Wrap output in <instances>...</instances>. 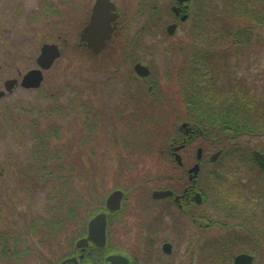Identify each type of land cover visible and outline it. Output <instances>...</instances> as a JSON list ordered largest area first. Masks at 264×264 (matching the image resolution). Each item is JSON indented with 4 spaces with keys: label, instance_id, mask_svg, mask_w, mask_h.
Listing matches in <instances>:
<instances>
[{
    "label": "rangeland",
    "instance_id": "obj_1",
    "mask_svg": "<svg viewBox=\"0 0 264 264\" xmlns=\"http://www.w3.org/2000/svg\"><path fill=\"white\" fill-rule=\"evenodd\" d=\"M134 1L140 2L141 0ZM155 1L162 6H167L169 2V0ZM36 2L38 3V0H27V8H35ZM191 2L195 14L202 23L207 12L205 6L207 1L191 0ZM225 3L226 0H213L207 12L211 24L216 25L212 28L225 35V37L219 38L220 41L225 40L226 35L230 34L226 46L229 68L224 75H221L222 80L219 78V87L221 85L229 87L228 92L230 93L234 91L246 93L247 90H252L254 97L264 105V22L251 20L240 13H235L237 16L233 17L231 13H228ZM220 12L224 13L223 16L228 21V23H224L226 25L220 24L223 21L221 16L217 15ZM162 15L165 16V19L169 18L166 13ZM135 17L138 19L137 24L133 26L132 30L123 31L117 37L118 42H124L127 38L134 36L135 28L137 26L140 28L149 15L139 14ZM133 18L134 14L125 16L126 21ZM32 25L33 27L25 26L26 60L24 62L11 56L14 51H18L19 47H2L0 44V91L5 90L4 82L17 76L19 70L25 72L36 66L34 58L38 56L44 42H57V35L68 34L64 30H55V25L51 23L46 26L43 23L42 25L40 23ZM19 27L24 30L22 23L21 25L16 24L13 31ZM138 32L137 56L145 60L143 63L149 62L153 66V73L149 79L155 82L153 86V91H156L155 95L158 94V89L164 94L167 86L164 81L166 34L159 32L161 36H154L143 30ZM73 33L74 38H77V31L73 30L70 34ZM179 36L178 38H181L183 32ZM206 43L208 42L203 44ZM208 44L211 46L212 43ZM73 45L74 43L70 47H61L63 54L50 69L43 72L44 79L41 87L26 89L18 86L13 90V93L0 98V238L3 239L4 235L8 241L7 245L0 243V254L6 252L9 247H39L40 249L44 248L46 253H42L44 256L55 261L56 258L62 259L65 255L71 254L80 238L81 233L74 235L78 232L74 228L78 227H74L73 223L67 224L68 227L70 226L69 230L60 231L57 229L59 216L54 210L57 207L54 206L56 201H50L48 197L50 193L59 188L57 186L59 180L54 179L53 175L45 176L46 178L42 179V176L38 174V170L43 164V160L37 159L33 151L38 141L33 134V123L38 121L40 123L38 129L41 131L40 133L43 132L45 140L50 143L51 151L60 153L67 151L64 166L71 168L75 165L77 175L86 174L92 178L96 176L102 188V195L106 198L117 187L126 190L128 197L123 212L116 218L112 217L109 221L106 245L109 239L113 245L119 244L126 249L130 248L138 259V264H214L213 259L208 257V253L205 251H202L203 253L198 251V255L190 254L188 245L191 243L199 245L209 237L221 235L223 231L219 227L200 228L189 220L190 217L186 213L185 221L182 218L185 215L182 214V216L181 213L176 212L177 206L173 202H154L151 191L158 186L166 185L167 182L158 181L157 178L161 174L171 173L174 176L172 184L181 190V184L186 181L184 177V179H179L182 172L186 171L184 167L194 164L197 146L203 147L205 155L198 183L207 200L201 205L195 206V211L200 218L202 216L208 219H222L223 215L227 214V210H222L220 205L217 208L213 199L215 186L219 191H227L229 185L226 178H231V175L234 174L235 177L239 176L238 182L242 186L239 185L241 188L246 190L250 186L252 190H255L257 189L255 186L264 180V171L255 163L251 164L252 169L248 173L245 170L246 166L239 169L235 167L232 162L240 160L239 158L242 159L243 155L233 157V160L229 157L227 151L234 149L231 147L233 145H230V141L226 153L216 162H210L208 156L213 153L216 146L211 145L210 140L203 138H197L184 151H181L186 164L181 168L169 150L165 156L160 152V149H166L164 137L162 138L160 135L155 141L150 138L148 134L156 131L157 123L145 125L146 118L136 125V127L145 125L142 132L144 138L134 140L136 135L132 132L126 135L127 140L125 139L124 143L113 142V129H111L110 120L115 121V119L112 111L121 110L120 114H123V111L129 113L131 108L134 110V107L126 103V94L125 96L123 94L125 86L138 92L137 96L151 95L153 92L148 91V84L145 82L142 83L143 85L137 86L134 79H130L134 71L133 64L128 61L121 63L119 62L121 59L116 56L112 57L111 54H114L116 50L120 53L118 49L121 46L118 45L116 50L107 48L105 50L107 57L103 59L106 56L104 53L103 57L94 61L91 60L93 58L89 52H77V47ZM207 48L208 45H204V54L210 57ZM213 48L221 50L217 45ZM8 51L12 52L8 53ZM96 92L100 96L96 97ZM90 96L96 97L95 101L91 100ZM228 96L225 95L224 100L229 99ZM173 97L177 98V95H173ZM81 103L85 104L90 114L79 109ZM139 104L143 106V111L152 106L146 99L143 104ZM170 105L173 106L172 101ZM61 107L63 113L60 111ZM94 108L101 109L98 115L100 119H97L100 127L92 131L85 123L87 115L93 118ZM181 108L184 112L185 103ZM88 122L90 125L93 123V121ZM24 125L25 127L21 129ZM118 125L122 126L120 123ZM169 128L171 129L172 126ZM235 136L234 141L238 142L237 146L246 147L250 155H252L253 149L260 151L264 148V132L250 133L247 131L240 132ZM87 137L89 143L81 145L80 141ZM147 140L151 141V144ZM147 146L149 147L147 148ZM107 148L117 150L116 155L114 151H107ZM91 151H95L97 155H90ZM48 163L52 167V171H56V173L61 171L55 160H49ZM57 163L59 164V161ZM61 173L74 179V176L71 175L73 172L69 169L63 170ZM247 182L252 183L248 186ZM77 184L76 187L80 189L81 186L82 188L86 186L80 182ZM73 195L71 194L72 197H74ZM208 197H211L212 201ZM48 206L51 208L47 213ZM85 207L86 205L79 206V221L85 219L87 214L86 212L83 217ZM257 207L259 208L260 205ZM164 208L171 209L174 213L170 216L163 215ZM179 224L183 225L181 230L185 229L188 234L186 241L178 236ZM141 230L145 232L143 237H141ZM41 232L45 233L41 235ZM249 233L252 234V237L254 234L255 238L258 236L257 233L251 231ZM11 234L19 235V240L11 239ZM73 239L75 240L73 241ZM164 240L173 243L174 255L163 254L161 248ZM69 243L71 244L69 245ZM222 259H224L222 264H234L229 256ZM3 263L5 260L3 261L0 257V264ZM254 264H264V251L257 254Z\"/></svg>",
    "mask_w": 264,
    "mask_h": 264
},
{
    "label": "flooded vegetation",
    "instance_id": "obj_2",
    "mask_svg": "<svg viewBox=\"0 0 264 264\" xmlns=\"http://www.w3.org/2000/svg\"><path fill=\"white\" fill-rule=\"evenodd\" d=\"M26 1L27 0H0V44L2 47H19L18 51H14L11 56L17 57V59L23 62L26 60V25L33 27L32 24L40 23L42 25L43 23L46 26L48 23H51L55 25V30H64L68 34L64 36L57 35V42H44L40 47L38 56L34 58L36 66L29 68V70L25 72L19 70L18 75L11 78L12 80H15L11 91L6 89V82L8 81L6 80L4 82L5 93L0 98L13 93V90L18 86L32 89V87H25L22 84L23 77L31 69L39 68L38 57L45 44H55L60 48L61 55L56 60L61 58L63 54L61 49L62 46L70 47V45L74 43L73 46L77 47V52H89V55L93 58L91 60L94 61L103 57L107 48H114L116 50L119 45L121 46L118 49L120 53L116 50L114 54H111L112 57L116 56V58L121 59V61H119L121 63L128 61L133 64L134 71L133 75L130 76V79H134L136 82L135 85L137 86L140 84L143 85L142 83L145 82L148 84V91L153 92L151 95L143 94L137 96L138 92H134L132 89L125 86L123 94L124 96L126 94V103L135 107L137 105L135 102L136 99H146V101H149L154 107L152 110H155V114L152 113L151 116L146 118L147 122L145 125L148 123H157V127L162 126L165 128V131L169 130V126L178 127L179 132H175V135L170 137L168 144L170 146V154L173 155L175 162L181 168L186 164L183 160V156V164L178 163L175 157L176 151L174 148L185 142V145L179 149V153L181 154V151H184L197 138H203L208 141L210 140L211 145L216 146L213 153L208 156L210 162H216L226 153L228 150V142L230 141V145H233L231 147L234 149L227 151L228 155H230L229 157L233 160V157L243 155L241 156L242 159L239 158L240 160L232 162L235 167L239 169L242 166H246L245 170L246 173H248L252 169L251 164L255 163L264 171V164H262L254 155V151L257 149L252 150L251 154L253 156L250 155L249 150L246 147L237 146L238 142L234 141L236 137L235 135H230L225 132L218 136H208L202 126L186 118V114L181 108L182 104H184L183 96L187 89L192 91L195 86L202 88L203 84H205L203 79H209L206 84H211L212 91L220 100L227 95L226 93L229 90V87H224L222 85L219 87V78L222 80L221 75H224L225 71L229 68V57L226 51V46L230 34L228 33L226 35L225 40L222 39V41H220L219 38L225 37V35L222 32L219 33L217 29L212 28L216 25H209L214 32L205 33V35L213 37L212 40H207L208 43H212L211 46L206 43L208 45L206 50L210 52V57L205 55L203 24L199 21V18L194 12L195 10L191 0H185L183 2H181V0H169L167 6H162L155 0H141L140 2H135L134 0H38L35 8H27ZM186 5L188 6L186 7ZM97 7H99L101 9L100 11L104 13L102 26L111 30L110 38L106 40V45L100 51H95L90 46V43L93 42L91 39V41L89 39L82 40V32L91 24L93 14ZM164 13L168 14V19H165V16L162 15ZM128 14H134V18L126 21L125 16ZM139 14L149 15V17L140 28L138 26L135 28L134 36L127 38L124 42H118L117 37L120 36L123 31H130L133 29V26L137 24L138 19L135 16ZM22 23L24 24V30H21L19 27L13 31L16 24L21 25ZM172 24L176 25V27L173 28V31L172 29H169ZM73 30L77 31V38H74V33L70 34ZM139 30H143L154 36H161L159 32L166 34L165 42L167 44H164V51L166 52L164 56L166 59L164 81H166L167 86L165 87L166 92L164 94L159 91L158 94L155 95L156 91H153L155 82L149 79L153 73V66L149 62L147 63L148 65L143 63L145 60L140 59L137 56V34L139 33ZM181 32H183V36L178 38L180 37L179 35ZM216 45L219 46L221 50L213 48ZM10 52L12 51H8V53ZM105 57H107V55L104 56L103 59H105ZM138 62L150 67L152 73L148 76L138 75L135 70V65ZM46 70L48 69H43V72ZM187 79H189V86H186ZM227 85L231 86L229 83H227ZM96 95V97L100 96L98 95V92H96ZM173 95H177V98H174ZM96 97L90 96L93 101H95L94 98ZM171 101L173 102L172 107L170 105ZM104 106L107 105L104 104ZM125 122L137 125L139 122H143V120L129 119ZM185 122L189 123L186 127L183 126V123ZM189 126L192 130L188 129ZM187 131H189V133H187ZM185 139L186 141H184ZM225 141L227 142L225 143ZM200 147L201 146H197L196 148V161L192 166L198 162L197 154ZM201 148L203 149L202 158L200 160L202 163L205 154L204 148ZM260 151H264V148ZM160 152L165 156L168 152V147L165 150L160 149ZM217 152H220L217 158L212 160L211 157ZM125 155L127 156L128 154ZM192 166L185 167L184 169H186V171L182 172L179 177V179H182L183 177L186 178V181L181 184V190L172 184V182L174 183V176L171 173L159 175L157 178L158 181L167 182L166 185L158 186L151 191L153 201L156 203L173 202V204H176L177 206V213H181V215H185L186 213V215L190 217L189 220L196 223L200 228L209 229L219 227V229L223 231L221 235L209 237L203 240L199 245L195 243L189 244L188 251L190 254L196 255L198 251H205L208 253V257L213 253L232 255L233 263L237 264L235 258L238 254L249 253L254 255V264L257 254L264 251V238L261 237V240H259L258 236L255 238L254 234L252 237V234L249 232L251 231L261 236L264 235V180L261 182L262 184L260 183L255 186L257 188L255 190H252V187L249 186L252 182H247L249 188L245 190V188H241L242 186L238 182L239 176L237 175L238 177H235L234 174L231 175V178H226V182L229 185L227 191H219L217 186H215L213 192L216 200L221 197L222 202H226L227 214L223 215L222 219H208L202 216L200 218L195 211V206L201 205L205 201V198L198 183L200 173L196 178V183L194 182L195 179L190 178L191 174L189 173V169ZM115 189H122L125 194L121 201L120 208L114 212H110L106 209L105 201V211L108 212V225L112 217L116 218L121 215L128 197L126 190L123 188L117 187ZM155 190H172L173 194L163 198H154L153 192ZM198 192L203 196L201 202L195 200V196ZM176 197L179 198L176 199ZM259 205L260 207L258 208L257 206ZM217 208H219L218 204ZM173 213L174 211L168 208H164L163 210V215L166 216H170ZM186 215H182V218L185 219V221L187 217ZM257 216L259 217L257 218ZM205 220L207 222H205ZM180 223H182V221H180ZM183 223L185 224L186 222ZM179 225L180 230L177 232L178 236L180 239H185L186 241L188 234L185 229L181 230L183 225ZM141 233V237H143L145 232L142 231ZM163 242L161 248L163 254L169 256L174 255L173 243L169 240H164ZM167 244H169V246H167L169 247V251L166 249ZM190 246L194 247L190 248ZM43 252L44 248L40 249L39 247H9L6 249V252H2V255L0 254V257L3 261L5 260V263L3 264H59L64 259L72 256H75L77 261L66 264H107L106 258L109 255L121 254L130 259V264H138V259L133 255L130 248L126 249L119 244L113 245L109 242V239L104 248H98L93 243H90L85 248L74 246L71 254L62 259L56 258L55 261L49 260L48 256L42 254ZM97 254H100V256L98 257Z\"/></svg>",
    "mask_w": 264,
    "mask_h": 264
},
{
    "label": "trees",
    "instance_id": "obj_3",
    "mask_svg": "<svg viewBox=\"0 0 264 264\" xmlns=\"http://www.w3.org/2000/svg\"><path fill=\"white\" fill-rule=\"evenodd\" d=\"M207 4L206 10L208 12L209 5L211 4V1L213 0H206ZM226 8L228 10V13H231V16H235V13H240L244 16H247L249 19H253L257 22H264V0H226ZM205 13V19L202 22L203 24V31H204V42H207V40H212V36L205 35L206 32H214L213 29L209 27L211 24L210 18L208 13ZM218 16H221L222 22L220 24L226 25L224 23H228L227 20H225V17L223 16L224 13L220 12L217 14ZM237 16V15H236ZM226 21V22H225ZM240 32V31H239ZM208 44V43H207ZM206 45V44H204ZM187 79V84L188 85ZM208 78L203 79L202 88L194 87L192 91H189L187 89L186 93L184 94V103L186 105V109L184 113L186 114V118L192 120L193 122L197 123L198 125L202 126V128L206 131L208 136H218L220 134L232 133L234 135H237L240 132H247L250 133H259L264 132V105H262L261 101L259 102L256 97H254V94L252 93V90H247L246 93H243L241 91H234L232 93L227 92V96L229 99L224 100L218 99L215 93L211 89V84H206ZM160 91V89H158ZM92 100V99H91ZM136 106L134 107V110H130L129 113L123 111V114H120V111L114 110L112 111V115L114 120H110V125L112 126L111 129L113 132L112 140L113 142H121L124 143L126 139V135H129L130 133H134L136 135L134 140H139L142 137L143 127L141 125H132L130 122H125L129 119H136V120H143V118H147L153 114H155V110L153 106L151 108L143 111V106H140L139 103L144 102V100L141 98L136 99ZM93 105V104H92ZM147 105V104H146ZM81 107V108H80ZM79 109L81 111H85L86 114L89 113V111L86 109L87 107L85 104H80ZM101 110V109H99ZM99 110L97 108H94V115L93 118H90L88 115L86 117L87 122L93 121V123L90 125V122H86L85 124L90 127V130L94 131L93 129L100 127L98 124L97 119H100ZM62 113L64 112L62 107L60 109ZM83 112V113H85ZM90 114V113H89ZM118 123H121L122 126L118 125ZM34 125V137L37 139V146L34 147V156L39 159L43 160V164L41 168L38 170L39 175L43 178H46L45 176L53 175L54 179H58V189L55 190V192L50 193L49 200L50 201H56V204L54 206H57L54 210L57 212L59 219H58V230H69L70 226L68 225L73 223L74 228L78 230L74 235L82 236L86 232V225L88 224L89 219L98 213L100 210H102L105 207V196L102 195L101 191V185H99V180L97 177H88L86 174H79L77 175V169L75 165H73L71 168L64 166L65 162L64 159L66 158V152L62 151L60 152H53L51 151V146L48 141L45 140V137L40 133L41 131L38 129V126H40V123L38 121L33 123ZM25 127L22 126L21 129ZM172 126V128L167 131H165L164 127H157L155 132L149 133L148 135L152 140H156L159 138L158 136H163V141L165 142V147H168L169 150V140L172 135H175V132H179L178 127ZM229 130H232L229 132ZM97 131V130H96ZM54 134V131H53ZM165 135V136H164ZM169 136V137H168ZM127 140V139H126ZM148 141V140H147ZM149 143L151 141H148ZM89 143L88 137L80 141L81 145H85ZM162 143V141H161ZM151 144V143H150ZM152 146V145H151ZM149 146H147L148 148ZM114 151L116 155L117 150H110L107 148V151ZM53 152V153H52ZM71 152V150H70ZM90 155H97L95 151H91ZM113 155V156H115ZM172 156V154H171ZM253 156V155H252ZM56 161L57 166H59V169L61 171L69 169L73 173L71 175L74 176V179L76 178V181L74 182V179L66 175L64 173H61L59 171L56 173V171H52V167L49 166L48 161ZM59 161V164L57 163ZM49 167V168H48ZM185 168V167H184ZM186 170V169H185ZM44 171V173H43ZM185 172V171H184ZM26 175H28L26 173ZM33 177V176H30ZM65 178V179H62ZM77 182H80L81 184H85L86 186H81V189L76 187ZM71 194H74L72 197ZM207 198V197H206ZM210 201H212L211 197H208ZM216 205H220V208L222 210H226V202H222V199L219 198L216 200V198H213ZM207 200V199H204ZM86 205L83 213L87 212L85 219L82 221L78 220V216H80V208L79 206ZM51 206H48V212H50ZM40 224V223H37ZM68 224V225H67ZM35 226V225H33ZM259 232V231H258ZM45 232H41L40 234H44ZM2 236V235H1ZM261 237L264 238V235H258V239L261 240ZM10 238L13 240H19V235L11 234ZM75 239H73L74 241ZM264 241V240H263ZM261 242V241H260ZM0 243L2 245H7L8 241L6 239V236L3 235V239L0 238ZM16 243V242H15ZM71 243H69L70 245ZM17 245V244H15ZM61 247V246H60ZM66 256V255H65ZM99 257L100 254H97ZM232 258V255H223L222 253H213L210 255V258L213 259L214 264H222V260L224 261V257Z\"/></svg>",
    "mask_w": 264,
    "mask_h": 264
},
{
    "label": "water",
    "instance_id": "obj_4",
    "mask_svg": "<svg viewBox=\"0 0 264 264\" xmlns=\"http://www.w3.org/2000/svg\"><path fill=\"white\" fill-rule=\"evenodd\" d=\"M185 0H181L183 2ZM187 1V0H186ZM188 5H186L187 7ZM101 9L97 7L93 14L91 24L84 29L82 32V40L84 39H91L93 42L90 43V46L95 51H100L106 45V40L110 38L111 30L107 27L102 26L103 22V12L100 11ZM176 27L175 24L170 25L169 29L173 31V28ZM90 40V41H91ZM61 51L60 48L55 44H45L42 49L41 53L38 57V64L39 68H34L28 71L24 77L22 84L25 87H32L38 88L42 85V81L44 79L43 69H49L54 64L55 60L60 57ZM136 72L141 76H148L151 73V69L138 62L135 65ZM15 83V80H8L6 82V89L11 91L12 87ZM5 93L4 90L0 91V97ZM189 123H183V126L186 127ZM188 129L192 130L189 126ZM189 133V131H187ZM186 141V139L184 140ZM185 145V142L181 145L175 147L176 151V160L179 164H183L182 155L179 153V149H181ZM203 149L200 147L198 149V162L194 166L189 169V173L191 174L190 178L195 179L194 182L196 183V178L201 169L200 160L202 158ZM220 152L213 154L211 157L212 160H215ZM255 157L264 164V151L255 150L254 151ZM124 191L122 189H115L113 190L106 200V207L110 212H114L118 210L121 206V201L124 197ZM172 190H155L153 192L154 198H163L169 195H172ZM179 197H176L178 199ZM195 200L197 202H201L203 200V196L200 192H198L195 196ZM205 222H207L205 220ZM107 225H108V212H99L94 217H92L88 223V234L82 238H80L76 245L77 247H85L89 245L90 242L95 244L99 248H104L106 246V239H107ZM169 244L166 245V249L169 251ZM71 261H77V258H67L63 260L59 264H65ZM107 264H130V259L121 254H112L106 258ZM237 264H253L254 262V255L249 253H242L238 254L235 258Z\"/></svg>",
    "mask_w": 264,
    "mask_h": 264
}]
</instances>
